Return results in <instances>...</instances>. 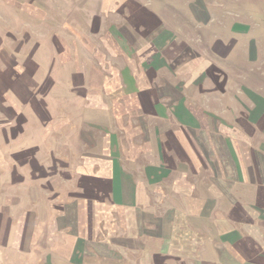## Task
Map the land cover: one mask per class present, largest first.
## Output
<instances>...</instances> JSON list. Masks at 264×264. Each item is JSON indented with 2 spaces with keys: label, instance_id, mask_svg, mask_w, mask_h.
Returning a JSON list of instances; mask_svg holds the SVG:
<instances>
[{
  "label": "crops",
  "instance_id": "1",
  "mask_svg": "<svg viewBox=\"0 0 264 264\" xmlns=\"http://www.w3.org/2000/svg\"><path fill=\"white\" fill-rule=\"evenodd\" d=\"M187 6L172 19L107 0L92 42L74 27L67 56L58 49L79 66L72 107L53 106L46 48L0 32V264H264V90L245 110L231 111L236 96L212 105L227 85L211 12L223 3ZM250 30L235 20L229 32ZM200 36L217 42L199 52Z\"/></svg>",
  "mask_w": 264,
  "mask_h": 264
},
{
  "label": "rangeland",
  "instance_id": "2",
  "mask_svg": "<svg viewBox=\"0 0 264 264\" xmlns=\"http://www.w3.org/2000/svg\"><path fill=\"white\" fill-rule=\"evenodd\" d=\"M105 1L107 0H14V5L11 8L12 14H10L8 13V0H0V32L2 36H6L9 32L16 35L20 34L21 37L24 36L23 34H28V37L30 36L34 41L41 44L42 50L46 48L45 53H47V55H43V57H47L46 61L49 67L48 71H50V69L52 70V84L57 86L56 88L50 90L54 93L53 97L57 98L58 101L53 104L54 107H57L59 104L63 107L64 102H67V106L72 107L71 103L69 104L68 101H71L76 97H83L81 96L82 94L79 93L80 89L74 87L76 78H79L77 75L79 66L73 64L74 60H72V62H68L62 57V54H66L67 49H69V47L67 45L65 46L64 43L67 42L70 46H72L73 42H76V38L73 35L74 27L76 29H79L78 27L82 28L80 34L83 36L88 35L90 41L92 42L93 33L91 25L93 26L95 24L94 21H99V19L102 20L106 17ZM131 1L144 3L153 11L157 13L159 12V14L162 13L161 15L168 16L170 14L172 19H177L178 17L181 18V16L190 17L192 9L190 6H187V4L190 5L191 1L196 2L197 0ZM221 1L223 6L211 7V12L214 14L216 19L213 23L214 26L212 29L220 35L222 34V39L219 42L224 46V50L226 52L224 57L225 61H227L224 65L226 73L223 75V78H227V85L225 86V95L223 92L222 94L218 93L220 99L217 103L212 105L215 107L219 106L221 111L224 112L223 106L227 105L226 109L234 106L232 105V102L227 103V98L236 96V100L239 102V108L231 109V111H236V109L245 110V106L248 107L250 105L248 98L249 95L262 94L263 91L261 90H264V87H258L257 91H255L253 85L254 82L258 84H262L264 82V0ZM115 2L120 4V0H115ZM25 7H28L31 9V12H33L31 16L33 18L29 23L25 22L22 18H18L17 20L15 19L16 15H18L17 17L20 16V12H22ZM115 8L120 9V7ZM12 10H14V13ZM129 11L130 9L127 11L128 14ZM41 14H45L46 19L42 20L41 18H38ZM234 19L239 23L249 24L251 29L249 33L239 36L238 34L229 32L231 24L235 21ZM178 23V32L179 34H183L184 28L183 30L181 29L183 25L180 19H178ZM77 34H79V32ZM169 34L170 32L168 29L162 30L161 35L169 36ZM56 37L58 38L56 39L58 42L55 41ZM175 37L178 36L175 35ZM207 41L211 47H213L217 42L216 40L208 39ZM207 41L205 42L200 36L194 40L193 49L199 52L203 51V49L207 48ZM53 47L54 51L52 50ZM62 47H65L66 51L63 50ZM58 49L62 56L59 54ZM177 49H180L181 52L179 51L176 56H173V60L175 62L179 61L180 57L183 55L182 53L186 52L184 47L182 49L181 46H177ZM34 60L36 61V58H34ZM46 61H43V63H46ZM232 61L242 67L240 73L232 72L231 69L229 70L230 66H232ZM80 63L82 64H80V66L84 68L85 66H88L89 69L92 68V59L88 60L81 57ZM88 68L84 70V73H86L85 78L88 76L87 72H85L89 70ZM73 69L75 71H73ZM249 71L255 73V75L253 74L255 78L251 77L244 79L246 72L250 73ZM75 74L77 77H75ZM232 74L235 76V81L232 79ZM235 74H239L241 79L237 78ZM243 84L244 86H241ZM249 84L252 86H249ZM203 95L204 96H198L199 100H203L206 106L211 105L210 103H206L209 101L208 99L211 95L207 92ZM221 96L224 98L226 97V101L223 103L220 102L222 101ZM213 106L212 108L215 109Z\"/></svg>",
  "mask_w": 264,
  "mask_h": 264
}]
</instances>
